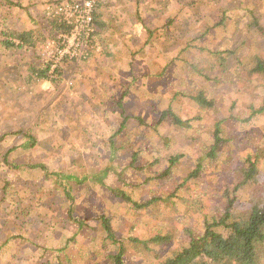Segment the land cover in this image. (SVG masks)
Here are the masks:
<instances>
[{
	"label": "rangeland",
	"instance_id": "obj_1",
	"mask_svg": "<svg viewBox=\"0 0 264 264\" xmlns=\"http://www.w3.org/2000/svg\"><path fill=\"white\" fill-rule=\"evenodd\" d=\"M59 2L0 0V180L13 181L12 187L18 190L12 199L15 203H9L12 210L26 208L19 228L10 208L0 215V264H112L109 256L120 246L105 237L98 219L102 213L110 217L116 238L121 239L125 264H160L188 243L183 230L187 222L192 231H203L204 212L220 205L215 196L235 181L242 158L264 148V115L255 116L249 124L241 121L250 104L262 105L263 74L254 73L240 82L234 73L236 63L230 61L225 68H230L229 75L224 76L229 79L214 89L217 111L213 106L201 108L186 95L175 96L178 90L184 94H193L199 87L209 90L200 77L208 71L197 70L208 68L201 64L212 56L199 45L211 48L233 31L229 27L224 35L216 27V38L206 34L200 43L192 42L211 24L208 14L221 8L231 15L244 14V5L258 7L264 28V0H97L102 23H94L98 32L86 59L66 58L53 73L39 77V70L54 59L50 52L58 31L48 25L47 11ZM8 29H35L38 34L32 35L33 44L8 46L4 40L10 36L2 34ZM260 37L255 52L263 57L264 32ZM227 42L228 37L223 38L221 48ZM252 48L244 46L240 53L248 54ZM196 63L198 67L193 68ZM128 84L123 108L116 107L114 100ZM170 101L192 128L163 122L155 136L153 128L133 117L152 124ZM235 114L239 121L231 118ZM124 115L133 118L115 134ZM197 115L202 116L200 120L193 119ZM219 119H224L221 134L234 139L223 143L216 160L201 161L198 176L184 180L195 169L203 143H211L212 123ZM18 131L21 134L9 135ZM183 131L193 134L182 136ZM23 133L32 137L30 143ZM135 151L139 152L138 168L129 166ZM175 151L185 155L169 175L152 179L166 168L167 153ZM6 153L23 169L5 167ZM157 157L158 163L145 166ZM36 163L57 174L45 180L40 167L25 170ZM99 176H103L100 183L94 179ZM258 179L263 183V167ZM64 188L70 189L71 196H66ZM112 189L132 199L151 195L158 199L139 209ZM245 197L241 191V205ZM157 234L170 238L146 241ZM10 236L15 238L3 245Z\"/></svg>",
	"mask_w": 264,
	"mask_h": 264
},
{
	"label": "trees",
	"instance_id": "obj_2",
	"mask_svg": "<svg viewBox=\"0 0 264 264\" xmlns=\"http://www.w3.org/2000/svg\"><path fill=\"white\" fill-rule=\"evenodd\" d=\"M73 4L74 0H61V2L58 4V8H60L62 11V9L66 6ZM98 6L99 4L97 3V0H94L92 19L93 23H96V25L98 23H102L98 18ZM243 8L245 10V15L239 13L231 15L229 14V11H226L223 8H221L219 11L208 14V19L211 24L209 26L203 27L204 31L197 34L193 38L192 42L197 41L200 43L201 40L205 39L206 34H210L213 38H216L218 33L216 29L219 27L224 32V35H227L226 31L229 29V27H232L233 31L229 33L228 36H222L221 40L225 37H228V42L223 48H221V40L219 42H215L211 48H206L198 44L200 50L207 49V51L210 53V56H212L210 57V60H207L205 63L201 64L208 66V68L200 67L197 70L200 74L203 73L201 71L204 69L208 71L204 72V74H201L200 77L203 75L204 78L202 77V79L207 82L209 90L199 87L194 90L193 94H184L182 93L183 91L178 90L175 92V96L177 94L180 96L186 95L189 97L190 101L196 102L201 108L205 109L213 106L215 111H217L220 108L216 106L217 99L214 95V89L218 84L222 83V80L229 79V77L226 76L224 78V76L229 75L230 68L229 70H225V68L231 66L230 61H234L236 63L234 73L237 75V80L240 82L248 81L254 73L264 75V56L262 57L258 52H255L256 48H259L260 45V35L264 32L263 24L261 23V14L259 13L258 7L252 8L244 5ZM47 13V18L49 19L47 23L48 25H51L52 31H58L57 34H60L70 29V27L67 26L63 21V11L61 13H56L55 8L50 7ZM97 32L98 31L96 28L93 29V42L95 41V34ZM2 34L5 37V34L10 36L6 37L4 40V43H6L8 46L22 47L24 45L33 44L34 42L32 35H37L38 33L35 29L22 30L20 32L16 29H8L4 30ZM244 46H253L252 50L254 51L249 52L248 54H241L240 52L243 50ZM191 66H193V68H197L198 64L196 63ZM48 70L49 63L39 70L41 75L39 77H44ZM242 73H244V75ZM163 74L164 73L162 71L159 75ZM204 81L203 83H205ZM131 82L132 81H130V84ZM130 84L126 86V90L122 91L121 96L114 100L113 103L116 104V107L123 108V99L125 95H127V89L129 88ZM110 98L104 102L109 101ZM262 101V105L258 107L253 108L252 104L249 105L251 110H249L247 116L241 120L243 121V125L249 124V122L251 123L257 115H264V100ZM112 111L116 112V108L114 106L112 107ZM133 117L153 128L155 136L158 135V132H156L158 126L163 122H169L172 126L175 125L185 129L193 127L191 126L189 119H183L176 112L173 105L171 104V101L165 109L160 111L158 119L152 124H148L140 116ZM133 117L124 115L119 126L120 128L119 130L115 131V134L119 133L125 127L127 121ZM201 117L202 116L197 115L193 119L200 120ZM231 118L238 119L236 114ZM223 121L224 119H219L212 123L213 130L210 132L212 137L209 140L211 143H203L205 145L201 148V152L196 159L195 169L189 170L187 175L184 177V180H189L191 177L198 176V173L200 172L199 168L201 161L205 159H209L210 161L216 160L219 157L217 156L220 154L219 151H222L223 143L232 141L234 139L232 135L230 137H224L221 134L220 123ZM193 129L194 131L196 130V128ZM12 133L21 134V132L18 131L11 132L9 135ZM190 134L193 133H187L185 131L182 132V136H188ZM165 136L167 135L165 134ZM165 136H163V138ZM4 137L5 136H3V138ZM23 137L27 139V143H30V139L32 140V137L29 136L28 133H23ZM161 137L162 136L159 135V138ZM1 140L2 136L0 137V141ZM10 150H8V152ZM167 155L166 168L157 174H154L152 179H160L165 175H169L172 166L177 161H179L181 157L185 155V153L183 154V152L175 151L167 153ZM261 158L263 159V164L261 167H263L264 170V148L261 150L258 148L256 151H253V153H249L244 158H242L243 163L236 167L235 181L232 182V185H226L219 196H215L218 198L217 201H220V205L213 210L204 212L202 224L203 231H192L193 227H188L187 222L186 227L183 228V230L189 237L188 243L181 249L171 252L169 255L165 256L160 264H264V181L262 183L258 179V174L261 170V167L258 166V163L259 159ZM4 159L5 167H9L11 169L14 166H19L18 164H15L9 160L8 153L5 154ZM156 159V161L145 163V166H152L153 164L158 163L160 158L157 157ZM138 160L139 152H132L129 166L138 168V166L135 165ZM19 167H22L21 169H23V166ZM37 167H40L45 180L52 177V175L57 174V172L50 171L47 166H44L40 163L29 164L28 168L25 170L30 168L34 169ZM105 171L106 170H104V172ZM101 177L103 176H99L98 178L94 179L96 182L100 183ZM150 179L148 178L147 180ZM0 181V184L2 183L0 186V215L7 214L8 212H5V209L10 208L9 212L16 215L17 221L15 224L19 228L24 224L26 208L16 207L15 210H12L13 206L9 203H15L12 199L16 198L15 194L16 192L18 193V190L17 188L12 187L11 182L13 181L5 179H1ZM249 186L252 187L249 188ZM66 187H69L68 181ZM10 190H12V192H10ZM112 190L116 195L122 196L126 202L132 203L134 207L139 209L152 206L158 199V196L153 195L147 199H132L130 196H125L122 190ZM241 191L246 192V197L243 198L246 202L244 205L239 203ZM65 192L66 196H71V191L69 188ZM183 217H185V215H183ZM98 219L100 220V226L105 234V237L107 239H111L120 246L116 254L109 256L111 263L125 264V254L121 244V239L116 238L110 217L102 213L98 216ZM78 223L80 226L83 225V221L81 219ZM15 236H10L6 241L3 242V245H6V243L11 241L12 238H15ZM169 238V235L161 236L157 234L153 237H150L146 241L162 242L169 240ZM142 244L145 246L147 245L144 241H142Z\"/></svg>",
	"mask_w": 264,
	"mask_h": 264
},
{
	"label": "built area",
	"instance_id": "obj_3",
	"mask_svg": "<svg viewBox=\"0 0 264 264\" xmlns=\"http://www.w3.org/2000/svg\"><path fill=\"white\" fill-rule=\"evenodd\" d=\"M94 0H74V4L62 9L64 23L70 27L66 32L58 34L55 48L51 50L54 59H51L49 72L53 73L57 64L66 58L86 59L87 48L91 46L94 23L92 9ZM56 13H61L58 4Z\"/></svg>",
	"mask_w": 264,
	"mask_h": 264
}]
</instances>
